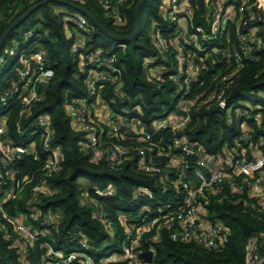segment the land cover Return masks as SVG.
Masks as SVG:
<instances>
[{
	"label": "trees",
	"instance_id": "obj_1",
	"mask_svg": "<svg viewBox=\"0 0 264 264\" xmlns=\"http://www.w3.org/2000/svg\"><path fill=\"white\" fill-rule=\"evenodd\" d=\"M38 1L0 0V35ZM110 1L115 3L116 0ZM138 1L117 4V11L123 18L121 24L115 23L112 10L104 7L100 0H84L81 5L108 30L124 36L133 29ZM204 1L189 0L193 26H206ZM161 2L146 0L143 3L138 31L130 41H117L90 21L88 31L76 33L66 19V14L75 10L56 2L40 6L4 39L0 59L7 64L0 68V91L18 79L22 58L36 51L42 52L45 66L53 71L47 84L39 87L37 100L29 105L23 116L18 115L20 100L17 98L11 100L9 106L0 108V115L7 114L6 136L15 146H26L29 141L28 132L20 135L18 127L27 130L33 121L44 115L51 123L52 144L60 150L59 168L48 175L42 165L45 155L39 146L35 149L38 159L30 153L15 156L9 163L14 171V183L18 185L15 188H21V191L16 199L3 203V210L11 217H21L30 228L41 232L28 247L31 264H61L51 251L64 256L84 254L94 264H126L120 258H114L115 263L103 260L112 254L123 255L124 243L128 241L125 230L136 223L141 211L147 218H153L184 205L186 192L178 177L180 168L172 166L171 160L177 157L188 164L185 171L193 186L196 183L193 177L195 158L181 156L172 147L170 127L154 134L146 143L137 141L126 126L136 120L146 129L165 120L174 114L181 97H184L188 111V121L180 135L183 140L214 158L225 151L233 154L232 149L264 155V47L254 49L253 59L244 58L237 41L244 33V26L229 22L220 39V53H211L214 62L210 59L208 67L184 93L173 80V71L162 72L157 79L143 67V61L149 57L155 58L152 65L175 66L172 48L165 54V59H161L147 31L153 20L164 22ZM249 2V13L254 18L248 25L257 27V35L263 37L262 26L257 21L263 12L256 8L254 0ZM76 37H82L85 50L72 53ZM96 51L111 60L109 67H97L89 60V54ZM232 52H238V56L234 57ZM90 70L109 75L108 80L95 84L93 94L88 90ZM223 75L228 76L223 92L225 111L208 116L207 112L215 107V102L204 99L218 89V79ZM97 100L109 107L114 120L122 118L117 138L108 136L107 125L91 119L98 126L101 143L106 146L118 141L132 148L150 146L148 155L152 156L160 172L151 175L138 170L133 149L128 158L115 165L110 164L105 153L97 159L93 157L86 148V132L75 128L69 111L83 105L92 110L98 105ZM123 133L127 135L125 139H121ZM158 150H161L160 154ZM80 179L87 184L82 185ZM41 181L45 192L33 193V185ZM228 181L233 182L230 177ZM234 181L238 183L239 178ZM108 186L114 189L113 195L95 194L94 188ZM261 186L264 190V173L261 174ZM140 188L149 191L153 197L149 199L137 194L136 190ZM85 192L102 204L111 222V231L94 216V204L81 200ZM203 210L207 221L220 223L225 229L223 242L217 248L206 250L194 241H174L170 237L172 227L162 226L155 241L151 240L152 231L144 232L138 249L153 252L150 264H245L249 242L260 256H264V210L260 207L259 196L247 189L221 183L206 193ZM35 211L38 212L36 219L32 216ZM51 215L57 216L56 222L51 226L44 225L43 219ZM6 226V231L0 229V264H24L20 250L13 246L12 230ZM81 240L85 241L86 247L81 246ZM68 264H81V259Z\"/></svg>",
	"mask_w": 264,
	"mask_h": 264
},
{
	"label": "built area",
	"instance_id": "obj_2",
	"mask_svg": "<svg viewBox=\"0 0 264 264\" xmlns=\"http://www.w3.org/2000/svg\"><path fill=\"white\" fill-rule=\"evenodd\" d=\"M73 3L81 5L84 0H69ZM127 0H116L111 3L110 0H100V3L112 10V15L115 18L116 24H121L123 18L117 11V4L125 3ZM250 0H205L204 19L206 26H193L189 0H162L161 2V17L164 21L160 23L153 20L151 22L150 37L151 42L158 51V56L165 59V54L170 48L174 52L175 66L164 67L162 65H152L155 61L154 57L146 58L143 61V67L151 76L160 79V75L165 71H173V80L178 87L186 93L190 85L197 80L199 74L204 71L211 59L214 62V57L211 53H220V39L225 34V29L229 22H235V25L244 26V33L237 37L238 49L242 52L244 58L253 59L254 49L257 50L264 47V0H254L256 8L263 12V15L257 18L262 26L263 37L257 35V27L248 25V22L254 18L253 14L249 13ZM66 19L74 27L76 33L86 32L89 27V20L85 15L78 11L69 12L66 14ZM174 25V26H173ZM71 35V32L68 31ZM76 35V34H75ZM263 38V39H262ZM212 45L210 47V44ZM209 44V45H207ZM85 50L83 39L75 38L71 48L72 53ZM195 50L199 51L197 53ZM238 52H232L234 57H237ZM25 62L20 69L18 79L10 84V86L0 91V108L9 106L11 100H20L19 116L27 111L29 105L37 100L38 89L47 84L48 80L53 76V71L45 66L43 62V54L34 52L24 56ZM89 60L97 67H109L110 59L100 56L98 51L91 52L88 56ZM107 72H98L93 81L88 82V90L90 94L95 91V84L100 81L108 80ZM227 75H223L218 79L217 86L209 93L204 101H214L215 106L225 107V98L223 95L225 85H227ZM197 98L195 96L194 100ZM84 101V100H82ZM80 101V102H82ZM98 104L100 103L97 100ZM177 109L187 112V116L177 115L175 112L172 117L168 116L163 121L155 122L150 128L139 126L138 121L136 127H128V132L139 142L149 143L154 134L162 132L165 127H170L171 130V145L177 149L181 156L194 157L193 177L196 183L192 186L185 169L189 166L184 161L173 158L172 166L180 168L178 177L182 182L183 190L186 192V200L178 210L171 211L159 216L147 218L144 211H141L140 217L135 221V224H130L126 228L128 241L123 246V260L126 264H146L140 258L142 252L138 249L139 242L144 232L152 231L151 240L155 241L159 238V232L162 226L172 227L170 237L174 241L187 242L194 241L196 244L206 250L217 248L224 239V227L220 223H210L204 216L203 198L206 193L213 187L228 181V177L233 182L229 186L235 188H243L246 184L247 190L256 196L260 197V207L264 210V190L261 186V174L264 173V155L253 156L248 159L245 152H238L232 149L233 158L224 161V168L209 170L206 162L207 155L200 148H196L192 144L183 140L179 135L183 127L188 121V111L184 97L178 101ZM74 119V126L77 129L86 132L87 143L86 148L94 154H103L107 156L111 165L119 164L129 157L130 151L133 149L136 153V164L138 170L155 174L160 172L159 166L153 162L152 156L147 150L152 148L147 146H137L132 148L129 145L121 144L114 141L109 145L104 146L101 143L97 133V127L92 122L90 109L86 106L82 108H72L69 111ZM6 119L7 114L0 115V229L7 230L10 226L13 233V246L20 250L24 264H31L28 260V247L32 241H35L41 235V232L30 228L21 217H11L3 210V203L8 200H14L21 191V188L16 189L14 183V171L10 166V161L21 155L32 154L35 159H38V154L35 153L36 146L44 153L43 169L45 175L55 172L59 168L60 150L59 147L52 144V128L50 120L47 116H39L28 127L27 130L18 127V133L23 135L28 132L29 141L26 146H15L13 142L6 136ZM122 118L112 121L108 126V136L117 138L119 133ZM129 124V123H128ZM121 139L126 138V134H120ZM158 149V148H157ZM153 151V150H151ZM161 150H158V154ZM235 178H239L238 183ZM43 181L36 183L32 187L33 193L45 192ZM244 189V188H243ZM97 196H111L114 194V189L108 186L103 189L94 188ZM137 194L145 195L149 199L153 196L146 189L140 188L136 190ZM86 196V197H85ZM85 201H90L94 204V216L100 220L108 231H111L112 225L108 215L98 201L89 198L85 193ZM30 201H33L31 198ZM38 212L33 213V218L36 219ZM201 218L206 219L204 223H199ZM56 222L55 216H46L42 223L44 225H53ZM82 247H86L85 241L81 240ZM61 264H68L75 259H81V264H94L92 259L84 254L70 253L67 256L60 252L54 253ZM246 261L245 264H261L264 261V256H260L256 251L252 242L246 246ZM110 262H117L116 259Z\"/></svg>",
	"mask_w": 264,
	"mask_h": 264
},
{
	"label": "water",
	"instance_id": "obj_3",
	"mask_svg": "<svg viewBox=\"0 0 264 264\" xmlns=\"http://www.w3.org/2000/svg\"><path fill=\"white\" fill-rule=\"evenodd\" d=\"M146 0H139L135 6L134 9V23H133V29L131 31L130 34L128 35H118L115 34L113 32H111L110 30H108L103 24H101L94 16H92L91 13H89V11L82 5L73 3L69 0H40L36 3H34L33 5H31L26 11H24L18 18H16L8 27H6L4 29V31L1 33L0 35V48L4 42L5 37L7 36V34L13 29L15 28L18 24H20L22 21H24L33 11H35L36 9H38L40 6L45 5L49 2H56L62 5H66L71 7L72 9H74L75 11H78L80 13H82L83 15H85L87 17V19L93 24L95 25L97 28H99L101 31H103L106 35H108L109 37L117 40V41H130L134 38V36L136 35L138 28H139V12L141 9V6L143 5V3ZM225 111L224 108H221L219 106H215L212 109H210L207 114L208 116H210L213 113H223ZM175 113L177 115L186 117L187 116V112L181 109H176ZM114 115V113H111V117ZM148 132H151L152 129L149 127L147 128ZM179 135H181V133H179ZM18 155H21V152L17 153ZM246 156L248 157V159L252 158V152L250 150H246L245 151ZM223 184L227 187H229V183L227 180H225L223 182ZM243 188H246V184H244ZM152 256H153V252L151 250H147L144 252H141L139 254V258L146 264H150L152 262Z\"/></svg>",
	"mask_w": 264,
	"mask_h": 264
},
{
	"label": "crops",
	"instance_id": "obj_4",
	"mask_svg": "<svg viewBox=\"0 0 264 264\" xmlns=\"http://www.w3.org/2000/svg\"><path fill=\"white\" fill-rule=\"evenodd\" d=\"M79 39H81V38L77 37V40H79ZM38 52H40V51H38ZM25 58L26 57L22 58V63L25 62ZM97 74H98V71L90 70L89 77H88V82L93 81L95 79V77L97 76ZM111 113H112V111L105 104H98L92 110H90V114H91L92 118L95 121L101 122L102 124L107 125V126H109L112 123L113 119H114V115L111 117ZM128 125L132 126L130 123L127 124V126ZM136 126H137V124L134 123V127H136ZM245 151L246 150H244V149L242 150V152H245ZM258 155H261V154L252 152V157L253 156H258ZM100 156H101V154H99V153L93 155V157L95 159L99 158ZM229 158H233V154L230 151H225L223 153V155H218L215 158L207 156L206 157V162H207V165H208V169L212 171V170H215V169L224 168V161L226 159H229ZM80 182H81L82 185H86L87 184L84 179H80ZM85 193L81 196V200H83L84 202H85L84 198L86 197ZM56 217L57 216H55V219H56ZM205 220L206 219L201 218L199 223H204V222H206ZM112 259H114V257L113 258L112 257H108V258L104 259L103 261L104 262H110V260H112Z\"/></svg>",
	"mask_w": 264,
	"mask_h": 264
},
{
	"label": "rangeland",
	"instance_id": "obj_5",
	"mask_svg": "<svg viewBox=\"0 0 264 264\" xmlns=\"http://www.w3.org/2000/svg\"><path fill=\"white\" fill-rule=\"evenodd\" d=\"M147 31L150 33V31H151V23H149V25H148V27H147ZM6 64H7L6 61L4 62L3 59H0V68H2L3 66H5ZM112 113H113V112H112ZM169 116L172 117L173 114H172V115H169ZM134 123H135L134 121H131L130 124H131L132 126H129V125H128V127L134 128ZM56 215H57V214H56ZM56 215H54V216H56ZM110 257H114V258H116V259L120 258V259L123 260V255H119V254H112Z\"/></svg>",
	"mask_w": 264,
	"mask_h": 264
}]
</instances>
